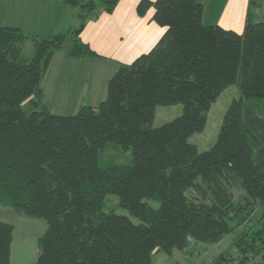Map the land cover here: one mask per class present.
<instances>
[{
    "label": "trees",
    "instance_id": "1",
    "mask_svg": "<svg viewBox=\"0 0 264 264\" xmlns=\"http://www.w3.org/2000/svg\"><path fill=\"white\" fill-rule=\"evenodd\" d=\"M62 1L78 8V27L40 37L0 26V205L45 220L34 264H152L153 253L230 233L237 256L209 264H264V20L247 17L237 33L205 23L198 0H140L136 13L152 7L165 32L117 65L97 105L56 114L41 85L53 53L99 57L79 34L118 0ZM26 40L33 52L24 57ZM232 84L239 96L215 143L198 151L188 138ZM173 104L181 114L153 127L155 106ZM108 143L129 150L128 162L101 161ZM108 194L138 222L104 212ZM12 238L13 225L0 220V264H10Z\"/></svg>",
    "mask_w": 264,
    "mask_h": 264
},
{
    "label": "crops",
    "instance_id": "2",
    "mask_svg": "<svg viewBox=\"0 0 264 264\" xmlns=\"http://www.w3.org/2000/svg\"><path fill=\"white\" fill-rule=\"evenodd\" d=\"M139 1L118 0L111 13H105L98 8L95 16L87 17L79 38L99 57L72 58L68 56L65 48L53 53L41 82L43 104L52 113L66 114L60 112L67 109L74 113L80 105H97L106 97L102 92L103 85L106 86L112 74L109 77L108 75L116 70L117 65L129 63L140 54L148 52L159 40L166 27L159 26L152 20V7L139 16L136 13ZM198 1L203 6L202 18L205 23L217 24L237 33L243 30L247 17L253 22L264 20V14L259 16L258 13L261 3L256 0ZM19 7H27V13L17 9L16 16H27L34 22V28L30 32L36 35L45 37L64 33L78 27L80 23L75 7L67 8L68 5L62 0H0V22L7 15L3 10ZM68 16L69 21L66 20ZM3 25H6L5 22L0 23V26ZM8 26L20 28L16 25ZM57 63L72 65L67 69L62 65L63 70H56ZM97 73L99 82L96 79ZM14 262L11 251L10 264Z\"/></svg>",
    "mask_w": 264,
    "mask_h": 264
},
{
    "label": "rangeland",
    "instance_id": "3",
    "mask_svg": "<svg viewBox=\"0 0 264 264\" xmlns=\"http://www.w3.org/2000/svg\"><path fill=\"white\" fill-rule=\"evenodd\" d=\"M256 1L261 3L259 8L260 11L257 10L260 16L261 14H264L262 13L264 12V0ZM67 8L73 7L68 6ZM17 9H19L21 12L27 13V7L7 8V10H3L4 13H7V15H4V18L0 23L5 22L6 25L10 24L20 26V28L22 27L21 29L25 33L31 34L32 32H30V29L34 28V22L29 20L27 16L17 17V13H15ZM254 9L256 10L257 8ZM75 10L78 12V8L75 7ZM66 20H70L69 16L66 17ZM78 21L80 20L78 19ZM25 28L26 30H24ZM32 34H34V32ZM40 37H44V35ZM32 52L33 43L30 40H26L22 44V55L27 57L31 55ZM62 65H64V69H67L72 64L60 65L57 63L55 65V69L63 70ZM62 73L64 72L62 71ZM99 73L96 75L97 82L100 80ZM112 73L113 72H111L108 77ZM102 92L105 93L104 96H106L105 84L103 85ZM238 96L239 92L237 87L236 85L232 84L227 89L222 91L216 100L210 105L206 112V120L203 129L199 132L193 133L188 138V142L194 144L198 151L208 150L215 143L222 116L231 99L237 98ZM70 111V109H67L60 113H72ZM181 112L182 106L180 104L167 106L156 105L152 126L158 127L179 116ZM99 156L101 161H106L112 158L117 163H126L130 157V151H124L115 144L108 143L99 152ZM230 191L235 198H237L238 194L241 193V191L235 187H232ZM193 195L199 194L193 192ZM147 202L153 207L157 206V203L153 200H147ZM103 211H113L117 214L126 215L133 223L138 222V219L131 216L125 208H122L118 205V198L113 194H108L105 196ZM0 220L6 221L13 225V238L11 244L12 258L15 260L13 264H34L37 250V239L45 230V220L43 218L31 215L18 214L12 208L2 205H0ZM252 220L249 221L247 225L250 224ZM234 238L235 233H230L216 243L205 244L191 241L188 247L183 251L173 250L170 254L159 251L153 253L152 264H209L213 259L218 258L223 254L235 257L237 256V250L233 245Z\"/></svg>",
    "mask_w": 264,
    "mask_h": 264
}]
</instances>
